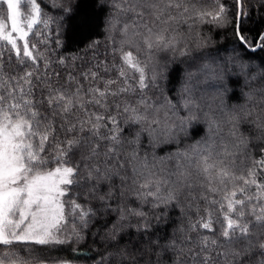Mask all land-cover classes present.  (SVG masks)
<instances>
[{"label": "snow or ice", "instance_id": "snow-or-ice-1", "mask_svg": "<svg viewBox=\"0 0 264 264\" xmlns=\"http://www.w3.org/2000/svg\"><path fill=\"white\" fill-rule=\"evenodd\" d=\"M192 2L103 0L108 31L131 29L143 50L94 40L86 58L55 56L61 25L43 0H0V264H73L46 249L81 242L68 251L87 250L86 264H264V66L245 62L264 52V0H210L189 15ZM46 6L73 11L72 0ZM190 21L230 27L232 54L181 35ZM109 55L120 63L99 59ZM193 126L203 140L156 155ZM238 158L250 165L240 174ZM170 209L186 227L160 236Z\"/></svg>", "mask_w": 264, "mask_h": 264}, {"label": "trees", "instance_id": "trees-1", "mask_svg": "<svg viewBox=\"0 0 264 264\" xmlns=\"http://www.w3.org/2000/svg\"><path fill=\"white\" fill-rule=\"evenodd\" d=\"M60 4L67 3V0H58ZM255 2V0H253ZM103 3V0H72L73 4V11L71 15H67L61 13L59 8H52L47 7L46 5L49 4V0H43L41 7L43 12L46 16L53 17L54 20L57 21L61 25L60 27V40L62 42V47L55 52V56H85L90 57L93 55L92 52H85V49L92 41H99V45L97 47L101 52L110 51L113 42H119L121 40H128L136 47L140 48L141 51L143 50V46L140 43L138 37H136L131 29L127 37L122 36L118 31V26L116 30L111 32L108 31L106 26V17L108 16V12L105 9L100 7V4ZM189 7V15H194V8L195 9H208L212 10L214 7L210 0H203L202 3L196 2L193 0L191 4L187 5ZM2 9V8H1ZM3 10V9H2ZM191 28L186 27L184 25H180L179 32L181 35H184L188 38H191L193 35L199 33L207 40L210 41L208 44V50L214 52L216 50H220L221 55H231V48L233 47V37L231 35V28L230 27H221L217 28L213 25L209 24H200L196 21H190ZM55 27V25H53ZM53 39H55V34H52ZM31 39V37H30ZM55 48V44L52 45ZM227 50V51H225ZM238 55H243V53H237ZM100 60H107L111 61V63L119 64L120 60L118 57L114 56H100ZM140 59L143 60L144 56L140 55ZM262 61H264V52H255L249 53L248 58L245 60L246 63H250L251 65L255 66H264L262 65ZM82 62V61H81ZM181 65L174 64L171 65V69H175L171 72L170 79L172 80V84L169 87L176 85L177 80L181 74ZM254 70V69H252ZM108 78H115V74L113 73ZM242 84V81H241ZM245 91L247 89L245 88ZM172 93H169L171 95ZM238 102V101H232ZM242 102V101H239ZM206 132L203 128L199 126H193L188 133L187 139H184L179 146L174 144L163 145L160 148L156 149V155L158 157H165L167 155H171L177 151H184L189 146L195 144L197 141H201L205 138ZM144 143L146 144L147 141L145 140ZM252 158L253 159H260V154L256 151V148H252ZM183 163V162H182ZM165 167H170L171 162H168L164 165ZM248 160L246 158L237 159L234 163L233 170L240 174L242 170H246L249 167ZM264 175V173H261ZM264 182V181H262ZM67 199V197L65 198ZM83 203V201H79ZM195 207V206H194ZM200 208L206 207L204 204L199 205ZM147 211V209H145ZM188 212L189 217L192 220H195V215L192 214L193 210L184 209ZM91 227V226H90ZM177 227H186V221L181 216L180 212L176 210H169L168 218L163 221V223L157 226L154 231L157 232L160 236H168L170 235ZM95 231V229H93ZM203 231V230H202ZM179 236V234H178ZM62 238V237H61ZM85 242H81L80 244H73L69 245H52L48 246L46 249L45 254L52 257V258H65L71 257L73 262L76 264H86L83 260H77L76 257L78 255L87 256L89 255L88 251L85 250L83 252H76V251H68L69 247L72 249H78L82 246ZM88 247L90 248H97L99 245L93 244L91 240L87 242ZM39 247V246H37ZM60 249H64L61 251Z\"/></svg>", "mask_w": 264, "mask_h": 264}, {"label": "rangeland", "instance_id": "rangeland-1", "mask_svg": "<svg viewBox=\"0 0 264 264\" xmlns=\"http://www.w3.org/2000/svg\"><path fill=\"white\" fill-rule=\"evenodd\" d=\"M1 8L2 9H5L6 8V5L3 4V3H0V11H3ZM73 264H76V263L73 262Z\"/></svg>", "mask_w": 264, "mask_h": 264}]
</instances>
